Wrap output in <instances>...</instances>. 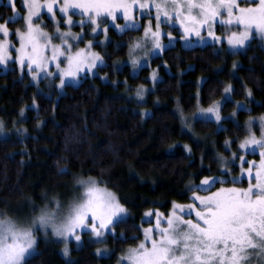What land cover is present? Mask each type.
<instances>
[{"label": "rangeland", "instance_id": "obj_1", "mask_svg": "<svg viewBox=\"0 0 264 264\" xmlns=\"http://www.w3.org/2000/svg\"><path fill=\"white\" fill-rule=\"evenodd\" d=\"M1 5L11 13L0 19V73L15 68L37 91L56 98L66 85L98 75L113 55L108 45L114 40L115 77L109 71L100 77L127 84L126 96L138 103L147 101L160 77L153 71L155 84L144 83L134 93L119 72L129 67L131 75L139 74L170 45L212 43L217 50L237 53L255 39L264 42V0H0ZM19 19L22 27L9 24ZM128 28L140 32L121 57L116 52L125 41L112 31L121 34ZM233 88L228 81L220 100L199 105L192 114L176 106L183 129L202 141L196 121H213L222 129L224 119L237 121L239 111L251 110L248 90V100L223 113L225 102L233 100ZM244 127L246 136L235 146L228 141L227 153L218 154L221 173L192 182L190 201L174 202L166 212L147 211L141 241L118 252L115 264H264V113L249 115ZM0 131L3 136L27 133L18 124L7 132L0 123ZM131 216L106 184L76 175L60 187L44 189L39 199L28 197L0 214V264H24L41 240L60 244L69 261L73 249L88 243L97 244V257H110L114 249L105 242L107 236L115 223Z\"/></svg>", "mask_w": 264, "mask_h": 264}, {"label": "trees", "instance_id": "obj_2", "mask_svg": "<svg viewBox=\"0 0 264 264\" xmlns=\"http://www.w3.org/2000/svg\"><path fill=\"white\" fill-rule=\"evenodd\" d=\"M9 13L11 9L1 5L2 21ZM9 24L22 27L23 21ZM139 32L112 31L113 37L125 41L116 54L124 57ZM114 42L108 45L113 55L98 75L66 85L58 98L37 91L15 68L0 73V123L7 132L16 124L27 129L24 135L3 136L0 131V214L78 175L106 184L132 215L115 223L107 236L105 242L114 249L110 257H97V244L88 243L73 249L74 260L69 261L61 255L60 244L41 240L24 264H115L118 252L141 241L140 224L148 223L145 213L166 212L174 202L190 201V184L221 173L218 154L227 153L228 141L235 146L246 136L249 115L264 113L263 41L255 39L237 53L217 50L212 43H178L154 56L137 75H131L129 67L116 73L131 82L134 93L144 83H156L145 103L128 98L124 82L114 85L101 79L106 71L115 77ZM97 49L103 51L102 45ZM153 71L160 77L155 83L150 79ZM228 81L233 82V100L225 102L223 113L233 111L237 101L248 100V90L251 110L239 111L237 121L224 119L222 129L213 121H196V132L203 138L197 141L183 129L174 108L192 114L199 105H212L223 97ZM144 108L152 113L144 115Z\"/></svg>", "mask_w": 264, "mask_h": 264}, {"label": "flooded vegetation", "instance_id": "obj_3", "mask_svg": "<svg viewBox=\"0 0 264 264\" xmlns=\"http://www.w3.org/2000/svg\"><path fill=\"white\" fill-rule=\"evenodd\" d=\"M131 29H132V30H135V31H140L139 29H133V28H130V29H129V28H128V29H125V30H124L123 32H121V33L128 32V30H131Z\"/></svg>", "mask_w": 264, "mask_h": 264}]
</instances>
